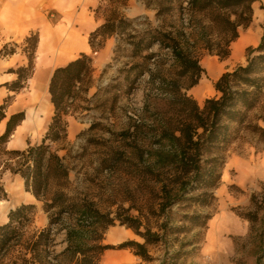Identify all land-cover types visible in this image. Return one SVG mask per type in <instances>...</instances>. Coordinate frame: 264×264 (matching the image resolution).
Wrapping results in <instances>:
<instances>
[{"label":"rangeland","instance_id":"374dc122","mask_svg":"<svg viewBox=\"0 0 264 264\" xmlns=\"http://www.w3.org/2000/svg\"><path fill=\"white\" fill-rule=\"evenodd\" d=\"M168 5L169 0H100L96 13L103 23L106 18L118 15L130 21L137 19L139 28L151 25L169 31L186 30L196 36L205 32L203 25L206 21L201 24L200 18L191 16L186 9L187 3L180 5L175 2L172 12L163 11L158 17L157 10ZM252 20L248 27L238 29L239 37L247 38L246 43L252 41L248 47H256L262 39L264 0L253 5ZM96 43H102L103 50L97 48L89 54L93 60L92 74L77 89L69 104L67 137L51 144L52 152L62 158L68 171L64 191L76 202L94 205L105 215V220H113L114 223L103 234L102 244L117 246L127 240L144 242L132 229L121 224L123 218H138L144 225L141 230L148 227L161 237L147 245L150 258L146 261L127 248L106 250L99 263L264 264V182L253 186L236 182L238 161L262 154L264 142L249 132L243 133L227 154L218 186L209 190L200 188L161 210L167 202L161 186L169 185L171 181L148 176L141 178L138 161L131 152L137 142L134 136L124 135L138 117L143 116L150 121L155 116L152 112H144L145 93L150 87L148 74L138 76L136 71L129 70L142 60L131 56L130 45L120 47L119 36L113 35L106 40L98 38ZM12 44L9 43V49ZM16 44L18 49H24V42ZM234 44L230 45V55L224 59L203 49L199 51L200 65L205 72L196 90L203 91L205 100L217 95L214 84L220 76L240 65L241 59L231 55ZM248 47L244 50L242 64L246 63ZM188 94L194 97L193 89L188 90ZM13 97L8 96L5 100L12 102ZM205 100L198 102L199 105L203 106ZM260 124L264 122L260 121ZM47 130L39 135L25 133L22 142L16 143L17 148L23 150L28 145L41 144ZM144 141L158 146L151 133L145 135ZM5 148L13 150L8 144ZM9 158L10 155L0 154V185L7 192V197L0 200V225L7 223L9 212L22 203L26 188L19 192L16 187V179H22V176L9 170ZM31 204L36 205L31 223L25 227L21 240L4 253L0 264H28L25 259H31L32 247H37V259L42 260L41 264H68L56 259L67 246L62 223L65 216L62 222L49 227L44 202ZM1 216H7L6 220H1ZM48 228L51 230L49 234L47 231L41 233ZM125 229L131 231V237L120 233ZM41 236L49 242V249L43 247V241L33 246Z\"/></svg>","mask_w":264,"mask_h":264},{"label":"trees","instance_id":"16d2710c","mask_svg":"<svg viewBox=\"0 0 264 264\" xmlns=\"http://www.w3.org/2000/svg\"><path fill=\"white\" fill-rule=\"evenodd\" d=\"M257 1L169 0L167 8L157 10L159 17L163 11L172 12L175 2L187 3L186 9L191 16L200 18L201 24L206 21L203 25L205 32L197 36L186 30L169 31L151 25L139 28L137 19L130 21L118 15L106 18L90 34L93 50L102 48V43H96L98 38L106 40L113 35L119 36L120 47L130 45L131 56L142 60L129 70L136 71L138 76L148 74L150 87L145 93L144 112H152L155 116L150 121L138 117L124 135L134 136L137 142L131 152L138 161L141 178L148 176L171 181L169 185L161 186L167 199L161 210L200 188L209 190L218 186L227 154L243 133L249 132L264 142V127L260 124V121L264 122V32L256 47H248L246 63L223 73L215 82V97L206 99L201 106L188 94L205 72L200 65L199 51L203 49L221 59L227 58L230 45L239 38V27H248L253 21V5ZM38 43V33L25 38L23 52L29 62L27 66L10 70L17 74V79L4 84L9 90L20 91L26 86L35 67L33 62ZM12 45L11 49L9 44L5 45L0 55L16 53L18 44ZM156 47L158 51H154ZM92 62L89 54L82 53L65 67L54 71L49 93L55 112L39 145L24 150L5 148L26 115L21 111L7 117L6 108L11 100H5L0 105V121L7 118L5 131L0 135V154L10 155L9 170L21 175L26 190L44 202L49 227L62 222L65 216L62 223L67 246L56 256L57 260L68 264H100V257L106 250L130 248L146 261L150 258L147 245L159 241L160 235L148 227L141 230L144 225L138 218H123L121 224L132 229L144 242L127 240L117 246L102 244L103 234L113 220H105V215L94 205L76 202L68 196L63 187L68 171L62 158L51 150L52 143L67 137L69 104L77 89L90 79ZM149 133L158 146L146 144L144 138ZM6 197L4 186L0 185V200ZM35 209V204L23 203L9 212L7 223L0 225V260L13 243L21 240ZM46 231L51 232L48 228L41 233ZM42 239L41 236L35 240L33 246L43 241V247L49 249V242ZM36 249L32 247L31 259H25L26 263H42L37 259Z\"/></svg>","mask_w":264,"mask_h":264},{"label":"crops","instance_id":"0c3cea01","mask_svg":"<svg viewBox=\"0 0 264 264\" xmlns=\"http://www.w3.org/2000/svg\"><path fill=\"white\" fill-rule=\"evenodd\" d=\"M99 4L100 0H0V51L9 43L24 42L32 33L39 35L33 62L35 67L22 90L11 91L4 84L17 79V74L11 72V69L28 65L26 53L17 49L12 55H0V104L5 103L8 96H14L6 108L7 117L21 111L26 114L7 143L9 148L21 150L16 143L22 142L25 133L35 132L39 135L49 127L55 112L49 93L51 77L57 68L65 67L82 53L90 54L94 51L89 37L103 24L102 18L96 13ZM242 37L233 42L235 44L231 54L241 59L240 65L245 48L252 43H246L247 38ZM196 89L198 87H193L195 99L198 102L205 100L203 91ZM6 122L7 118L0 121V135L5 131ZM237 164L239 174L236 182L239 185L253 186L264 182V152L257 157H244ZM16 187L19 192L25 188L23 177L16 179ZM22 197L20 205L39 201L26 188ZM6 218L1 216V220ZM130 232L129 229L120 231L126 237H131Z\"/></svg>","mask_w":264,"mask_h":264},{"label":"bare ground","instance_id":"6f19581e","mask_svg":"<svg viewBox=\"0 0 264 264\" xmlns=\"http://www.w3.org/2000/svg\"><path fill=\"white\" fill-rule=\"evenodd\" d=\"M199 91V90H198Z\"/></svg>","mask_w":264,"mask_h":264}]
</instances>
